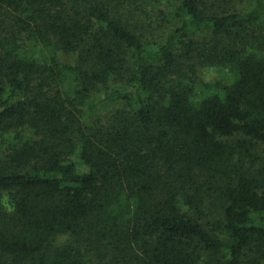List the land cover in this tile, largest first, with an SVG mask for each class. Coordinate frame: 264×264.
I'll use <instances>...</instances> for the list:
<instances>
[{
	"label": "trees",
	"instance_id": "trees-1",
	"mask_svg": "<svg viewBox=\"0 0 264 264\" xmlns=\"http://www.w3.org/2000/svg\"><path fill=\"white\" fill-rule=\"evenodd\" d=\"M263 146L264 0H0V264H264Z\"/></svg>",
	"mask_w": 264,
	"mask_h": 264
},
{
	"label": "rangeland",
	"instance_id": "rangeland-1",
	"mask_svg": "<svg viewBox=\"0 0 264 264\" xmlns=\"http://www.w3.org/2000/svg\"><path fill=\"white\" fill-rule=\"evenodd\" d=\"M163 32V30L159 29L157 32L159 33ZM202 80L206 83L214 84L216 82H227V79L229 78V74L226 70H219V69H205L203 73L201 74ZM264 152V146L261 148ZM65 238H60L59 242H64Z\"/></svg>",
	"mask_w": 264,
	"mask_h": 264
}]
</instances>
